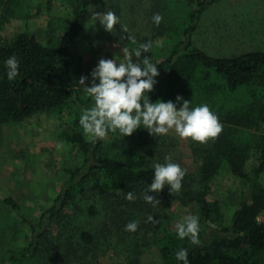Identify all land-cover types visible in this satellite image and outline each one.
<instances>
[{"label": "trees", "instance_id": "trees-1", "mask_svg": "<svg viewBox=\"0 0 264 264\" xmlns=\"http://www.w3.org/2000/svg\"><path fill=\"white\" fill-rule=\"evenodd\" d=\"M44 1L48 5L51 0L40 2ZM140 1L148 3L143 20L151 31L127 32L123 46L134 48L140 42H152L148 52H142L139 58L133 56L134 60H142L147 55L158 64L157 83L148 96L153 101L174 100L181 94L191 99L193 106L207 103L222 125L216 137L193 148V157L200 161L198 171L185 174L178 192H170L166 184L167 190L160 193H169L180 203L194 206L200 223L199 243L179 238L175 228H162L154 241L160 258L165 264H183L175 253L184 247L189 250L190 264L264 263V221L257 219L264 210V133L259 132L264 125V50L214 56L192 45L191 34L201 13L218 0ZM65 2L70 6V22L56 40L42 42L26 32L0 37V125L21 122L41 112L66 115L68 119L63 121L58 136L76 146L82 155L76 168L67 169L68 177L53 202L36 218L22 214L13 198L4 199L29 231L26 245L13 255L15 264H62L63 259L97 264L100 254L109 249L104 246L112 241L111 236L130 240L139 232H149L142 221L151 203L143 193L152 180L153 162H160L167 146L175 142L141 127L122 137L118 131L109 132L114 142L108 147L111 142L107 139L93 141L83 132L80 111L91 106L93 100L78 84L80 76L89 73L73 47L79 33L94 18L92 13L106 11L108 4L107 0ZM20 4L21 0H0V22L19 15ZM156 12L164 17L159 25L151 19ZM163 33L173 41L168 54L156 59L153 39ZM13 54L20 60L19 72L9 80L4 61ZM224 168L243 185L229 221L219 201L207 198L213 181ZM128 191L134 193V200L126 199ZM78 198L83 204L78 205ZM162 204L158 213L167 217L166 205ZM74 206L78 210L72 214H80L83 223L78 228L62 229L72 222L67 210ZM132 220L139 222L138 227L128 231L125 225ZM159 225L162 223L157 219L154 228ZM54 232L59 239L68 233L69 254L64 257L58 244L47 245L48 236ZM130 262L136 264L134 258Z\"/></svg>", "mask_w": 264, "mask_h": 264}, {"label": "rangeland", "instance_id": "rangeland-1", "mask_svg": "<svg viewBox=\"0 0 264 264\" xmlns=\"http://www.w3.org/2000/svg\"><path fill=\"white\" fill-rule=\"evenodd\" d=\"M40 1L21 0L20 14L0 22V37L10 38L19 32H26L34 34L42 42L48 39L56 40L70 22V6L65 0H51L48 5L45 1ZM143 3L140 0H107L106 11L114 10L120 17V25L127 26L128 33H148L151 30L146 28V21L143 20V9L148 3ZM120 25H114L113 32H108L93 18L79 33L73 49L79 55L80 63L86 72L90 74L101 57L122 59L123 37L127 32H124ZM165 34H158L153 39L156 59L168 54L173 41ZM191 41L193 46L214 56L264 50V0H218L209 4L199 17L191 34ZM86 76L91 79L90 75ZM79 86L86 95L83 86ZM67 119L68 116L55 112H41L21 122L0 125V264H15L13 255L20 253L29 235L26 225L3 202L4 199L13 198L20 205L22 214L36 218L53 202L62 182L68 177L67 169L76 168L81 163L82 155L76 146L58 136L63 121ZM259 132L264 133V125ZM119 136L122 137L123 134ZM159 136L175 141L170 147L167 146L161 163L168 156L187 169L186 173L198 171L200 161L193 157L192 150L199 141L190 137L180 138L174 131ZM106 139L111 142L108 143V147H111L114 135H107ZM242 186L239 178L225 168L211 185L207 198L219 201L226 221H229L231 212L239 200ZM162 190H167L166 184L158 193H149L159 200V203L150 202V208L143 213L144 230L149 232H139L140 234L130 240L128 237L117 240L115 236H111L116 244L113 246L110 241L108 246H104L109 249L100 254L97 264H131L130 260L133 258L136 264H165L154 243L161 233L160 230L175 228L178 221L190 214L197 215V211L193 205L182 204L168 195L169 193L162 192L164 195H160ZM164 197L166 198L162 203L166 205L167 217L158 213V206H161L160 201ZM77 202L78 205L83 204L80 198ZM77 210L76 206L67 210L68 219L72 222L61 226L62 229L81 226V215L72 214ZM157 219L161 221L162 226L154 228ZM257 219L264 221V210L257 215ZM94 221L98 223V220ZM67 234L64 232L59 239L58 234L54 232L47 238L48 247L58 244L59 250L63 251V257L69 254L70 240ZM71 241H74V238H71ZM135 241L137 247L134 246ZM61 263L76 264V261L63 259Z\"/></svg>", "mask_w": 264, "mask_h": 264}, {"label": "clouds", "instance_id": "clouds-1", "mask_svg": "<svg viewBox=\"0 0 264 264\" xmlns=\"http://www.w3.org/2000/svg\"><path fill=\"white\" fill-rule=\"evenodd\" d=\"M93 17L105 31L113 32L114 25H120V17L114 10L95 11ZM153 23L159 25L164 19L160 12L151 17ZM120 27L127 32L126 25ZM134 39V38H133ZM152 42H140L134 48L124 47L122 59L101 57L90 71L89 76L81 75L78 81L93 103L82 107L79 124L89 139L95 141L105 138L109 132H119L130 135L137 128H145L151 134H168L174 131L180 138L190 137L194 141L206 142L216 137L222 130L218 116L207 103L192 105L191 99H185L177 94L175 99L155 101L148 96L159 75L157 63L152 62L147 55L142 60V52H148ZM6 75L9 80L17 77L20 60L16 55H10L5 61ZM88 81V83H85ZM153 176L151 183L144 190L143 198L148 202L159 203L150 192H159L165 184L169 191H179L182 179L187 169L166 156L163 163L155 161L152 164ZM132 191L126 193V199L134 200ZM151 219V217H149ZM138 221L132 220L125 225L128 231H135ZM177 236L188 237L193 243H199V216L190 214L175 224ZM188 249L181 247L176 253V259L183 264H190Z\"/></svg>", "mask_w": 264, "mask_h": 264}]
</instances>
